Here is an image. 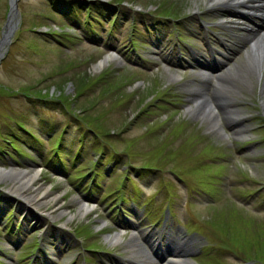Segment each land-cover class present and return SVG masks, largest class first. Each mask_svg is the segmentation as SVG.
I'll list each match as a JSON object with an SVG mask.
<instances>
[{
    "label": "rangeland",
    "instance_id": "1",
    "mask_svg": "<svg viewBox=\"0 0 264 264\" xmlns=\"http://www.w3.org/2000/svg\"><path fill=\"white\" fill-rule=\"evenodd\" d=\"M63 1L14 0L12 9L0 0V36L11 24L0 46V130L13 119L50 127L40 148L21 143L31 159L11 151L15 161L0 162L27 170L0 174V264H28L14 259L20 241L40 233L46 251L37 264H155L148 254L161 264L174 249H186L190 264H263L244 255L256 231L264 243V58L255 65L245 53L264 21L216 0H109L117 26L111 33L110 23L95 24V34L70 19ZM157 12L172 19L144 17ZM60 16L72 25L56 28ZM132 16L152 22L139 34L150 43L131 46ZM214 80L226 91L218 104L236 110L219 124L186 107L195 109L189 91ZM35 90L48 98L25 95ZM62 128L60 153L76 159L64 168L47 162L46 143ZM143 163L151 167H135ZM77 166L86 174L72 179ZM13 202L32 213L16 210L12 222L20 217L27 228L10 235L2 217Z\"/></svg>",
    "mask_w": 264,
    "mask_h": 264
},
{
    "label": "trees",
    "instance_id": "2",
    "mask_svg": "<svg viewBox=\"0 0 264 264\" xmlns=\"http://www.w3.org/2000/svg\"><path fill=\"white\" fill-rule=\"evenodd\" d=\"M71 1L74 2L73 5L70 4ZM63 2H65L66 7L70 10V15H72V18H70V19L73 22H75V20H76L77 23H82L85 30H87L89 33H95V34L98 33L99 29L95 26V24L100 25L103 22L110 23L109 26H105V27L111 33L113 31L112 28L117 26L118 21H116V19H114L115 15L109 16V10H110L109 4L111 3L109 0L107 2H103L102 0H94V1L90 0V1H87L85 6H81L83 4H78V0H64ZM113 2L117 3L118 1L114 0ZM150 12H153V11H150ZM37 13L41 14L42 12H37ZM171 15L172 14H163V13L157 12V13L145 15L144 17L153 18V20L154 19H156V20L167 19V18L172 19ZM106 17H108V18H106ZM60 19L62 21V26H61V24L56 23V25H55L56 28L61 29L65 25H72L71 23H68L67 21H65V19L62 18V16H60ZM128 21H132L129 41H130L131 46H135L138 41H142L139 38V34L142 33V31L140 29H143V31H144L147 28V26H148L147 21H146V19H142L140 22L144 25L136 24V21L134 20L133 16L130 19H128ZM161 22L162 21H159L156 23H161ZM177 29L179 30V28H177ZM47 33L54 34L55 31L53 29L51 31H47ZM65 37H68V36H65ZM178 37H180L179 34H178ZM68 38H70V37H68ZM78 82L80 83V85L81 84L83 85V83H84L83 81H80V80ZM0 89L5 90L4 87H1V85H0ZM79 92H80L79 90L76 91L77 94H79ZM25 93H26L25 95H30L36 99L46 100V98H48V96H46L43 92H40L37 90H35V92L25 91ZM56 99L58 101H60L62 104H65V102H66V100L63 97H56ZM70 113H71L70 115L72 117L75 116V118H76V115L74 114V112H70ZM77 118H79V117H77ZM1 128L2 129L0 130V153L3 152V154H5L6 157H8V159H7L5 157L0 156L1 157L0 162H2V163L8 162L9 158L15 160V158H13L14 156H12L13 154L11 155V153H10L11 151H13V153H16L20 156L26 155L27 157L31 158V155H29L28 152L26 150H24V148L21 146V143L25 141V142H28V144H30L32 147L40 148L41 144H42V140L44 139L43 134L48 133V131L50 130V127L46 128V129H42V128H38V127L36 128L33 125H29V123H26V122L19 120V119H13L12 122L9 121L8 124H6L4 127L2 126ZM90 129L93 130L92 128H90ZM94 133H95V135L97 134L95 131H94ZM53 135H54V133H53ZM62 141H63V128L59 131V133L55 137V141H53V143L49 142L48 140L46 141V143L49 144V145H47L49 150L52 152V156H51V158H49V160H47V162H50V163H51V161L55 162V164L64 168L66 166L67 161H69V164L73 165L74 163H76L75 162L76 159L71 158V161H70V160H68L69 158H66L63 156L66 152L60 153V150L62 148V146H61ZM76 151H77V148H76L75 152ZM77 154H78V152L75 155L77 156ZM114 161H116V160H114ZM130 165L134 166L133 164H130ZM135 167L136 168H145V167L149 168L151 166L146 164V163H143V164H140V165L135 166ZM85 174H86V172L84 171V168L82 166L81 167L77 166L76 171L72 172L71 177H72V179H81L82 177L85 176ZM126 177H127V175H126ZM94 182H95L94 180L91 181L89 183V187ZM116 184H118V181L116 182ZM12 212H13V208H8V210L6 211V213L4 215V218H6V221H7L6 231L8 230L9 232H11L10 235L19 234V232H21L22 230L27 228V224L24 222H21L20 220L15 221L14 225H10V223L12 221V219H11L12 218ZM255 229H256V227H255ZM28 233H30V232H28ZM260 237H261V235H259L256 231V240L254 238H252V240H254L253 242H256V244L252 243V245L248 246V248H250L249 249L250 251H251V249L254 250V254H251L250 251H247L245 249L244 257L246 259L250 260L251 257L254 256V257H257L256 259L262 258V260L264 261V243L261 244V242L259 241ZM32 238L33 239H31L30 241H32L34 245L38 244L36 237L33 236ZM28 242L29 241H27L26 243H28ZM251 260H254V259H251ZM258 262H260V261H258ZM262 263L264 264V262H262Z\"/></svg>",
    "mask_w": 264,
    "mask_h": 264
},
{
    "label": "bare ground",
    "instance_id": "3",
    "mask_svg": "<svg viewBox=\"0 0 264 264\" xmlns=\"http://www.w3.org/2000/svg\"><path fill=\"white\" fill-rule=\"evenodd\" d=\"M216 1H217V4H220L221 6L223 5L224 7L225 6H232L233 10H235V12L240 14V15H247L248 14V16H255L257 18L264 20V0H216ZM237 6H242L244 8L246 7L247 9H255L259 13H257V14L251 13V12L246 11V9H245V11L244 10L239 11L238 9L235 8ZM10 11L12 12V10H10ZM9 20L10 19L8 18L7 24H8V26H11ZM246 31H251V30L247 29ZM246 43L248 44V48L246 49L245 53H246V57L248 59V62L255 64V65L256 64L258 65L260 62L263 61V58H264V29L258 33H255L254 35H250L246 39ZM105 59L106 58L102 59L98 65H100L103 61H105ZM206 77H207L206 74H203L200 77H197L196 81L203 85V81H205ZM262 78H263V82H264V74H263ZM221 88H223V87L220 86L217 83V81H215V80H214V82L210 83L208 87L207 86H204V87L198 86V87L194 88L193 90L189 91L191 96H190L188 101L193 103V105L195 106V109L192 108V106H190V104H188L186 107L189 109H193V110H197L199 108V110H197V111H204V112L208 113L209 117L212 119V121H210L211 124H213V123L219 124L220 117L223 118V115L225 113L236 115L235 114L236 110L234 111V109H232L231 105H226L227 107L221 108V106L218 104V102H221L222 97L224 96L223 92L225 91V90H222ZM219 109H220V111H219ZM230 119L233 120L235 118L230 116ZM13 171H17L20 174L27 172L26 169L14 170L11 168L0 167V174H9ZM31 179L32 178L28 179L29 181L28 180H26V181H28V183H31ZM81 209L83 210L82 212H85L87 210L85 208V206H83V205H82ZM115 238H116V236L114 235L112 237V239H115ZM187 253L188 252L186 251V249H174L173 252L171 253V255L164 259L165 263H161V264H169V263H174V262H180V264H190L189 261L185 258V255ZM145 257H148L149 259L154 260L155 264H160V263H158L157 259H154L153 257L149 256V254H148V256H145Z\"/></svg>",
    "mask_w": 264,
    "mask_h": 264
},
{
    "label": "water",
    "instance_id": "4",
    "mask_svg": "<svg viewBox=\"0 0 264 264\" xmlns=\"http://www.w3.org/2000/svg\"><path fill=\"white\" fill-rule=\"evenodd\" d=\"M10 4H11V8L14 9L15 6V2L14 0H10ZM8 21V18H7ZM5 31L1 32V36H0V46L8 40L9 34H10V26H8V24L6 23L4 25ZM29 210H31L30 208H28Z\"/></svg>",
    "mask_w": 264,
    "mask_h": 264
}]
</instances>
